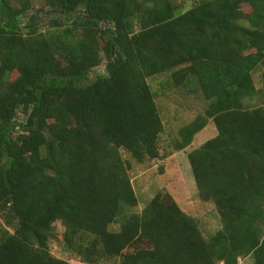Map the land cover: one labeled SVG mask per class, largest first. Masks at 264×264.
Returning <instances> with one entry per match:
<instances>
[{
  "label": "trees",
  "instance_id": "obj_1",
  "mask_svg": "<svg viewBox=\"0 0 264 264\" xmlns=\"http://www.w3.org/2000/svg\"><path fill=\"white\" fill-rule=\"evenodd\" d=\"M42 1L45 32L35 17L22 23L32 0H0V264H72L51 252L57 222L62 250L81 264H264V95L253 76L264 66V0L189 10L187 0ZM102 66L105 76L81 84ZM156 77L164 96L208 103L176 152L211 121L217 130L187 155L220 220L208 238L166 189L131 211L122 152L139 164L161 155Z\"/></svg>",
  "mask_w": 264,
  "mask_h": 264
},
{
  "label": "rangeland",
  "instance_id": "obj_2",
  "mask_svg": "<svg viewBox=\"0 0 264 264\" xmlns=\"http://www.w3.org/2000/svg\"><path fill=\"white\" fill-rule=\"evenodd\" d=\"M32 1L33 10L28 13L22 23L26 25L32 17H35L34 23L37 27L42 28V32H45L49 26L51 12L44 6L42 0ZM199 1L201 0L184 1V9L189 10ZM179 2L182 3V0ZM105 75L106 72L102 66L94 70L81 84H88L96 77ZM253 76L256 86L263 90L264 95V66L256 70ZM163 81L164 77L149 80L153 92L157 94L156 102L165 126L160 138V157L157 160L139 164L128 153L122 152L124 159L131 165L130 178L138 198V205L131 211L141 213L159 192L166 189L174 196L181 209L198 222L201 231L208 238L220 230V220L214 205L200 199L187 155L214 138L217 135V130L211 121L207 128L196 136L194 143L189 148L176 152L174 145L179 139L180 130L193 122L198 115L204 114L208 103L203 99L186 95L185 90L180 93H171L172 96H164L166 91L162 85ZM246 104L250 108L258 105L257 101H248ZM18 119L23 120L24 118L19 114ZM0 222H3L1 214ZM111 228L118 230L119 225H113ZM64 232L63 224L57 222L56 239L51 243L52 254L59 259L69 260L72 264H81L72 260L68 253L62 250L61 241ZM238 264H251V260L240 258Z\"/></svg>",
  "mask_w": 264,
  "mask_h": 264
}]
</instances>
